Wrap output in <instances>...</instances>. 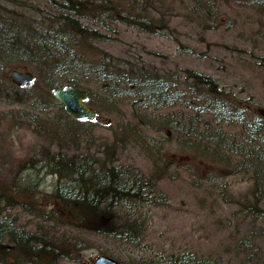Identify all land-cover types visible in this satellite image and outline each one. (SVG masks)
<instances>
[{"label":"trees","instance_id":"1","mask_svg":"<svg viewBox=\"0 0 264 264\" xmlns=\"http://www.w3.org/2000/svg\"><path fill=\"white\" fill-rule=\"evenodd\" d=\"M177 1L203 22L217 23L221 5L236 8V24L255 25L254 38L247 35L258 44L249 64L264 69V0ZM119 27L156 38H168L171 30L152 0H0V127L25 126L48 142L0 173V264H89L79 255L81 236L142 249L153 210L168 203L158 184L181 170L209 192L224 186L228 175L249 181L260 194L243 214L259 223L258 234L239 237L221 259L180 249L132 261L100 254L123 264H264L263 104L203 71L184 68L164 76L135 58L121 63L100 47ZM15 67L30 70L34 82L13 85L6 69ZM66 84L84 89L88 105L108 122L67 115L52 97ZM173 150L183 159L171 160ZM132 152L142 155L141 162L128 156ZM200 162L215 169L201 176ZM39 168L57 177L46 194L53 209L36 199L40 182L32 171ZM15 208L51 225L27 230Z\"/></svg>","mask_w":264,"mask_h":264},{"label":"rangeland","instance_id":"2","mask_svg":"<svg viewBox=\"0 0 264 264\" xmlns=\"http://www.w3.org/2000/svg\"><path fill=\"white\" fill-rule=\"evenodd\" d=\"M152 1L154 9L165 17L171 27L168 38L145 36L119 27V32L112 33V38L101 43L100 47L118 56L121 63L126 62L127 58L130 61L135 58L140 60L142 66L159 69L164 76L184 68L203 71L224 83L227 88H234L232 90L239 96H252L254 103L259 102L264 106V82L260 85L256 79L262 74L264 81V69L249 64L251 52L256 55L258 47V44L247 39V35L254 38V24H236L232 11L236 8L230 9L225 5H221L218 22L214 23L203 22L177 0ZM178 42L188 45L194 51V56L183 52ZM243 53L247 55L245 58L241 56ZM176 65L178 70H175ZM155 73L158 74L157 71ZM102 116L105 118V114ZM0 135L4 137L0 143L1 175L14 170L30 153L33 155L37 149L48 145V142L33 135L25 126L12 131L2 125ZM128 156L136 162L142 160V155L138 153H128ZM167 156L178 162L183 159L176 150L168 152ZM197 165L202 169L201 176L215 169L214 165L208 163L200 162ZM173 168L168 167L167 172L174 173ZM36 170L32 171L37 176L35 179L40 182L36 199L41 207L48 209L51 206L53 209L54 204L46 194L53 188L57 177L45 174L42 168ZM176 173L170 177L164 176L158 184L168 203L153 210L142 249L114 244L99 236H81L82 246L78 251L83 262L89 263L100 251L114 252L120 259L132 261L144 254L177 249L196 251L221 259L224 249H231L230 246L239 237L249 233L254 236L258 234L259 223L244 215L243 207L253 205L255 196L260 194L249 181H241L233 176L228 179L230 184L227 188L219 186L215 191L210 188V196L202 180L193 182L190 174L183 170ZM220 187L224 196L219 195ZM13 213L18 223L27 230L46 229L51 225L19 208H15Z\"/></svg>","mask_w":264,"mask_h":264},{"label":"water","instance_id":"3","mask_svg":"<svg viewBox=\"0 0 264 264\" xmlns=\"http://www.w3.org/2000/svg\"><path fill=\"white\" fill-rule=\"evenodd\" d=\"M7 78L18 87H24L26 84L34 81L35 77L31 71L11 69L7 73ZM53 98L61 103L63 110L77 120H95L104 121L98 117L93 108L87 105V92L72 85H64L54 89ZM90 264H122L113 257L105 254L96 255L90 260Z\"/></svg>","mask_w":264,"mask_h":264},{"label":"bare ground","instance_id":"4","mask_svg":"<svg viewBox=\"0 0 264 264\" xmlns=\"http://www.w3.org/2000/svg\"><path fill=\"white\" fill-rule=\"evenodd\" d=\"M236 177V176H235ZM229 178H233V176L232 175H228L227 177H226V184L224 185L226 188L229 186V184H230V182L228 181V179ZM252 194H253V189H252ZM258 205H259V203H257L256 205H254V206H252V207H258ZM258 220V219H257ZM256 242H260V238H256Z\"/></svg>","mask_w":264,"mask_h":264}]
</instances>
